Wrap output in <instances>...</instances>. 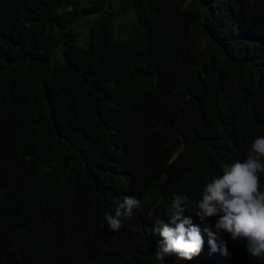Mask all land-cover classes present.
<instances>
[{"label": "trees", "instance_id": "trees-1", "mask_svg": "<svg viewBox=\"0 0 264 264\" xmlns=\"http://www.w3.org/2000/svg\"><path fill=\"white\" fill-rule=\"evenodd\" d=\"M260 54L264 0H0V264H264L226 234L157 261L153 230L215 134H259ZM123 195L143 211L112 233Z\"/></svg>", "mask_w": 264, "mask_h": 264}, {"label": "clouds", "instance_id": "clouds-1", "mask_svg": "<svg viewBox=\"0 0 264 264\" xmlns=\"http://www.w3.org/2000/svg\"><path fill=\"white\" fill-rule=\"evenodd\" d=\"M258 77L264 82V55H258ZM256 133L252 143H247L239 133H217L211 143L194 154L187 169L179 178L176 189L168 194L167 214L157 217L153 229L161 240L154 252L157 261L173 255L181 261L198 257L208 237L211 252L229 257L228 235L232 241H246V251L257 259H264V191L260 188L258 173H264V116L256 117ZM229 129L228 127H224ZM185 148L175 153L169 163H174ZM197 173L206 184L197 196L192 190V174ZM140 187L141 182L130 181L126 185ZM175 190V191H174ZM174 191V192H173ZM142 202L136 195H123L110 215H104V227L119 233L121 217L143 211ZM212 218H215L214 223ZM77 250V240L70 234L60 236L55 246Z\"/></svg>", "mask_w": 264, "mask_h": 264}]
</instances>
